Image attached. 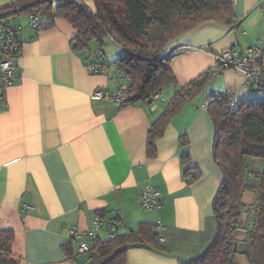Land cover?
<instances>
[{
	"label": "crops",
	"instance_id": "0c3cea01",
	"mask_svg": "<svg viewBox=\"0 0 264 264\" xmlns=\"http://www.w3.org/2000/svg\"><path fill=\"white\" fill-rule=\"evenodd\" d=\"M258 1L234 0L233 24L209 20L168 44L164 55L172 56L177 85L122 106L95 94L112 93L124 82L125 73L115 64L124 50L112 38H104L103 48L115 44L117 53L107 62L91 44L80 51L72 47L77 29L67 19L39 15V23L53 25L38 30L30 15L2 17L1 10L12 3L0 0V18L21 28L14 77H0V230L14 232L13 255L20 264H90L70 231L89 229L100 211L97 237L102 240L110 238L111 223L117 233L136 230L141 221L160 227L164 249L132 246L126 264H182L206 251V221L223 174L213 157L215 127L205 98L230 90L237 101L258 100L263 91L247 85L242 72L225 69L170 121L153 157L147 155L148 131L180 87L218 69L220 51L263 36ZM84 2L96 11L93 0ZM183 135L186 146L179 141ZM185 152L190 156L186 163ZM248 164L254 173L264 167L258 157ZM187 168L198 169L200 177H186ZM149 184L157 189L160 206L145 210L140 193ZM242 202L246 222L257 193L246 191ZM234 237L247 243L244 229ZM67 243L71 257L63 249Z\"/></svg>",
	"mask_w": 264,
	"mask_h": 264
},
{
	"label": "trees",
	"instance_id": "16d2710c",
	"mask_svg": "<svg viewBox=\"0 0 264 264\" xmlns=\"http://www.w3.org/2000/svg\"><path fill=\"white\" fill-rule=\"evenodd\" d=\"M93 1L96 11L76 0H15L1 11L4 18L37 13L38 16L67 19L77 29V36L72 39V47L77 51L88 49L92 41L103 46L104 38H112L124 50L115 64L131 80L122 106L146 101L166 86L177 85L170 67L172 56L164 55L168 44L203 22L216 20L233 24L236 17L234 0ZM52 25L53 22H38L37 28L41 30ZM12 44H16L17 49L10 52L17 57L21 43L15 39ZM215 72L208 69L174 93L162 114L150 125L146 142L149 157L156 155V142L170 121L188 101L201 94ZM205 103L215 127L213 157L223 180L213 199L212 215L206 221L210 244L201 256L182 264H245L244 261L264 264V167L261 172L254 173L248 164V160L255 157L264 163V99L237 101L232 108L226 97L213 93L205 98ZM179 141L182 146L188 144L185 135ZM181 158L184 163L188 162L189 153H183ZM200 174L196 168L184 171L191 180H196ZM251 174L258 178L256 183L252 182L254 176ZM246 191L257 193V202L250 218L243 222L242 196ZM96 215L103 217L101 211ZM159 228L155 223L141 221L136 230L117 233L116 228L112 238L92 239L88 253L90 264H126L132 246L164 249ZM237 229L247 233V253L235 247L239 243L234 237ZM14 241L12 230H0V264H20L13 255ZM63 249L68 257L73 255L69 243L64 244Z\"/></svg>",
	"mask_w": 264,
	"mask_h": 264
},
{
	"label": "built area",
	"instance_id": "2783aa9c",
	"mask_svg": "<svg viewBox=\"0 0 264 264\" xmlns=\"http://www.w3.org/2000/svg\"><path fill=\"white\" fill-rule=\"evenodd\" d=\"M11 3L15 0H9ZM84 2V0H76ZM85 3V2H84ZM258 8L264 16V0L258 1ZM38 14L30 15L31 23L36 26L38 24ZM20 27L12 26L3 18H0V77L11 80L14 77L17 65L10 51L16 50L17 45L12 44L20 31ZM12 47V49H10ZM216 65L218 69L215 75H219L225 69H234L240 71L245 76V83L251 87H256L264 92V34L256 39L250 45L243 47H227L220 51L216 57ZM97 68L91 66L90 70L95 71ZM131 80L125 75L124 82L117 89L110 93L102 90L95 94L99 97L113 99L122 104L128 96ZM222 95L228 99L230 107H236L237 99L235 93L230 90L215 93ZM150 100V99H147ZM146 100V101H147ZM141 205L145 209H154L160 206V200L157 189L149 184L146 185L140 193ZM30 208V207H28ZM102 219L96 215L92 219V225L89 229H72V239L77 240L80 253H89L91 251L90 241L98 236L101 229ZM110 237L116 234V225L109 226ZM164 239L163 237L161 238Z\"/></svg>",
	"mask_w": 264,
	"mask_h": 264
},
{
	"label": "rangeland",
	"instance_id": "374dc122",
	"mask_svg": "<svg viewBox=\"0 0 264 264\" xmlns=\"http://www.w3.org/2000/svg\"><path fill=\"white\" fill-rule=\"evenodd\" d=\"M91 48L95 51V53L97 54V56L101 55L103 57V59H106V61L108 62L110 60V58H112V56H115V54L117 53L116 51V46H114L115 44H108L110 46H108V48H103L104 45L101 47L100 44L96 41H92L90 43ZM118 47V46H117ZM120 49V48H119ZM109 58V59H107ZM264 99V92H261L260 98L258 100H263Z\"/></svg>",
	"mask_w": 264,
	"mask_h": 264
},
{
	"label": "water",
	"instance_id": "95a60500",
	"mask_svg": "<svg viewBox=\"0 0 264 264\" xmlns=\"http://www.w3.org/2000/svg\"><path fill=\"white\" fill-rule=\"evenodd\" d=\"M235 247L242 253H247L248 252L247 244L244 243V242L236 244Z\"/></svg>",
	"mask_w": 264,
	"mask_h": 264
}]
</instances>
